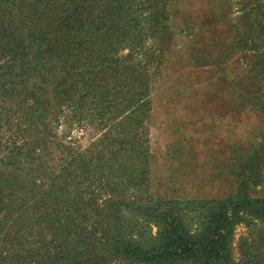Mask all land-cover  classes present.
I'll return each mask as SVG.
<instances>
[{
	"label": "rangeland",
	"instance_id": "374dc122",
	"mask_svg": "<svg viewBox=\"0 0 264 264\" xmlns=\"http://www.w3.org/2000/svg\"><path fill=\"white\" fill-rule=\"evenodd\" d=\"M80 10L87 18L82 33L85 80H91L92 69L98 72L97 86L86 98L87 112L76 117L68 111L74 100L66 98L60 107L54 101L56 107L48 106L45 113L43 134L24 122L27 104L0 120V153L9 159L2 177L8 202L0 211V264H45L28 257L31 238L12 224L23 195L38 198L53 190L59 202L47 205L61 222L71 211L84 214L73 218L75 226L86 229L85 236L98 229L97 214L114 199L122 201L119 223L125 230L134 222L149 223L130 213L150 197L173 200L194 223L202 201L240 195L264 202V0H82ZM89 28H95L94 35ZM97 102L111 108L99 119ZM14 124L20 130L28 127L25 144L42 138L27 147L35 150L28 158L12 146L22 145ZM7 126L12 127L9 133ZM134 129L144 147L139 159L122 147L134 138ZM114 137L115 158L105 150ZM44 140L49 153L39 158ZM95 149L101 152L90 158ZM64 166L71 175L61 174ZM138 168L145 169L147 181L138 180ZM102 172L108 174V185ZM63 182L60 194L57 187ZM8 208L14 213L4 220ZM94 235L101 246L103 237L98 231ZM232 240L237 261L248 264L254 254L264 259L263 221L237 225Z\"/></svg>",
	"mask_w": 264,
	"mask_h": 264
},
{
	"label": "trees",
	"instance_id": "16d2710c",
	"mask_svg": "<svg viewBox=\"0 0 264 264\" xmlns=\"http://www.w3.org/2000/svg\"><path fill=\"white\" fill-rule=\"evenodd\" d=\"M81 1L67 0L60 3L58 0H0V120L8 118L10 112H14L18 105L20 107L27 104L28 110L21 114L23 117L26 114L28 116L24 122L32 132L39 130L36 133L43 134L42 130H47L45 128L48 127L45 115L51 109L48 106L55 108L57 103L60 107L66 102V98H69L74 101L69 103L68 111L73 110L76 117L80 118L87 112L86 98L93 86H97L98 72L92 69L91 80H85L83 60L86 48L82 33L87 18L80 12ZM88 14L91 15V12ZM56 17L59 20L53 25ZM94 32L95 28H89L90 35H94ZM75 91L78 94L76 96L72 95ZM97 99L94 97L95 101ZM94 106H100L97 108L98 113L94 114L97 119L111 109L110 104L100 102ZM135 121L140 124L138 119ZM5 124L11 125V122ZM26 125L20 130V126L14 124L22 137V145L12 146L19 155L28 158L35 150L27 147L38 144L42 138L25 144V137L30 135ZM137 127H142V124ZM11 129L12 127L7 126L5 130L9 133ZM135 131L134 129V138L124 142L122 147L129 155L139 159L144 147L138 143V134ZM110 139L111 142L105 150L115 158L118 154L114 144L115 137ZM40 148L37 157L47 156V140L42 142ZM100 152L95 149L89 156L93 158ZM78 157L75 156L76 159ZM7 160V153L1 152L0 211L3 209L2 205L8 202L2 195V177L9 164ZM65 166L61 167V174L71 175V170ZM85 172L90 173L88 170L82 173ZM144 172V168H138L136 175L140 182L142 179L147 181ZM109 174L112 172L109 171ZM99 175L106 181V172ZM127 182L131 183L129 175ZM105 183L108 185L109 182ZM65 184L63 182L58 185V193L63 194L61 190ZM55 194L52 190L48 193L41 192L38 198L36 195L31 198L23 195L20 197V205L15 208L12 224L17 226L26 238H31L27 242L32 246L28 257L34 258L36 263L109 264L110 261L120 259L125 264H247L246 261H237L232 256L235 227L245 221L264 222V202L254 197L239 195L200 201L202 205L194 214V220H197L194 223L193 217L172 205L175 204L173 200L157 196L155 199L150 197L148 200H142L145 203L143 208L137 210V213L133 210L130 213L150 224L142 226L134 222L125 230L119 223L122 201L114 199L106 202L108 209L101 208V212L97 214L98 220L95 219L99 225L96 231L104 240L100 246L94 240L96 231L90 230L85 236L83 234L86 229H79L74 225L73 217L85 218L84 214L74 210L64 218L66 222L58 219L54 209L47 205V202H59ZM30 199L32 201H29ZM59 200L67 204L64 197ZM13 213L14 210L8 208L2 218L6 220ZM247 216L252 220L246 219ZM114 218H117L118 223L111 222ZM104 221L111 222L108 228L102 227ZM1 225L3 224L0 222ZM139 228H142V231L138 232ZM17 233L15 230V235ZM4 238L7 239V234H4ZM15 241L19 243L20 239L16 237ZM5 242L8 244L11 240ZM8 253L9 251L7 255ZM82 257H91L89 260L92 262H84ZM252 257L248 264L263 263L264 259L258 254Z\"/></svg>",
	"mask_w": 264,
	"mask_h": 264
}]
</instances>
